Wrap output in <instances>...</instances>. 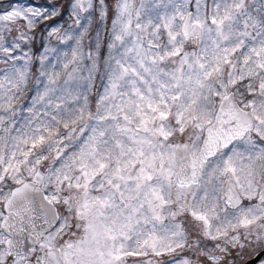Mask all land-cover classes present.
<instances>
[{
    "label": "snow or ice",
    "instance_id": "obj_1",
    "mask_svg": "<svg viewBox=\"0 0 264 264\" xmlns=\"http://www.w3.org/2000/svg\"><path fill=\"white\" fill-rule=\"evenodd\" d=\"M0 264H264V0H0Z\"/></svg>",
    "mask_w": 264,
    "mask_h": 264
}]
</instances>
